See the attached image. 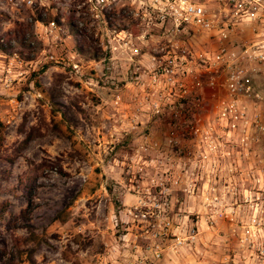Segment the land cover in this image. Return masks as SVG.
<instances>
[{"label": "rangeland", "instance_id": "rangeland-1", "mask_svg": "<svg viewBox=\"0 0 264 264\" xmlns=\"http://www.w3.org/2000/svg\"><path fill=\"white\" fill-rule=\"evenodd\" d=\"M27 1L0 0V264H126L134 143L119 119L134 109L110 100L122 87L129 102L135 88L128 57L107 45L109 28H140L126 0ZM246 190L238 202L183 199L180 223L197 237L171 264H264V189L252 202Z\"/></svg>", "mask_w": 264, "mask_h": 264}, {"label": "built area", "instance_id": "built-area-1", "mask_svg": "<svg viewBox=\"0 0 264 264\" xmlns=\"http://www.w3.org/2000/svg\"><path fill=\"white\" fill-rule=\"evenodd\" d=\"M126 1L140 30L109 28L107 45L128 57L135 88L129 102L122 87L110 100L134 109L119 119L134 143L126 264H171L197 237L180 223L183 199L238 202L242 187L252 202L264 189V0ZM142 117L167 122L163 135L141 129Z\"/></svg>", "mask_w": 264, "mask_h": 264}, {"label": "trees", "instance_id": "trees-1", "mask_svg": "<svg viewBox=\"0 0 264 264\" xmlns=\"http://www.w3.org/2000/svg\"><path fill=\"white\" fill-rule=\"evenodd\" d=\"M51 18L50 17H48L47 19H42L41 18V21H43V22H47V23H50L51 21ZM69 25H70V27H71V30H73V32L75 31V25L72 23V22H69ZM79 51L81 52V53H84L85 51H84V49L83 48H80L79 49ZM4 129H5V125H4V123H3V121L0 119V152H1V150L3 149V147H4V141H5V139H4V136H3V132H4ZM131 138H132V136H130ZM133 139V138H132ZM0 160H2V157H0ZM11 161H12V159H11ZM35 178H33V177H31V178H29V182H27L25 185L26 186H31V184L33 183V180H34ZM32 181V182H31ZM31 199H32V196H31V192H30V195H29V202L31 201ZM30 240V239H29ZM34 252V251H33ZM32 252V253H33ZM33 260V259H32ZM31 260V261H32ZM34 263V262H33Z\"/></svg>", "mask_w": 264, "mask_h": 264}, {"label": "crops", "instance_id": "crops-1", "mask_svg": "<svg viewBox=\"0 0 264 264\" xmlns=\"http://www.w3.org/2000/svg\"><path fill=\"white\" fill-rule=\"evenodd\" d=\"M128 197V196H127ZM125 202V201H124Z\"/></svg>", "mask_w": 264, "mask_h": 264}]
</instances>
